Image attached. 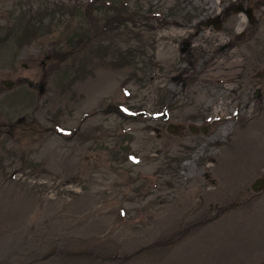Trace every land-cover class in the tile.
Instances as JSON below:
<instances>
[{
	"label": "rangeland",
	"instance_id": "obj_1",
	"mask_svg": "<svg viewBox=\"0 0 264 264\" xmlns=\"http://www.w3.org/2000/svg\"><path fill=\"white\" fill-rule=\"evenodd\" d=\"M240 3L0 0V264H264V9L203 25Z\"/></svg>",
	"mask_w": 264,
	"mask_h": 264
},
{
	"label": "flooded vegetation",
	"instance_id": "obj_2",
	"mask_svg": "<svg viewBox=\"0 0 264 264\" xmlns=\"http://www.w3.org/2000/svg\"><path fill=\"white\" fill-rule=\"evenodd\" d=\"M2 1V0H1ZM240 5H243L240 3ZM237 5L236 4H230L229 6H226L225 8L221 9V13H222V18H224V20H226V16L227 14H229V12H231V10H233ZM245 6V5H244ZM248 9L252 10L253 11V14L255 15V11L259 12V10L262 8L264 9V0H253V3L249 4L247 6ZM256 16V15H255ZM257 20V18L254 20V22ZM247 22L249 24H251V22H249L247 20ZM242 35V32L240 33H236V36L235 38L238 40L239 37ZM255 36H253L254 38ZM251 39H249L250 41ZM229 46V44L226 45V47ZM225 47V46H224ZM223 49V47H222ZM50 58V57H49ZM42 63L44 62H41V65ZM30 65L29 64H26V69H28ZM40 67V66H39ZM30 68V67H29ZM40 78V76L38 77ZM3 85H6L5 87L9 88V82H6V81H3L2 82ZM0 90H2V86L0 87ZM8 126L7 125H4L2 123H0V137L3 136L5 134V132H8ZM7 129V130H6ZM6 130V131H5Z\"/></svg>",
	"mask_w": 264,
	"mask_h": 264
},
{
	"label": "water",
	"instance_id": "obj_3",
	"mask_svg": "<svg viewBox=\"0 0 264 264\" xmlns=\"http://www.w3.org/2000/svg\"><path fill=\"white\" fill-rule=\"evenodd\" d=\"M218 27L220 28L221 25L219 24V26H217V29H219ZM202 130L206 131V128H202ZM175 132H177V130H175ZM262 184H264L263 180H259L254 187L259 188Z\"/></svg>",
	"mask_w": 264,
	"mask_h": 264
}]
</instances>
